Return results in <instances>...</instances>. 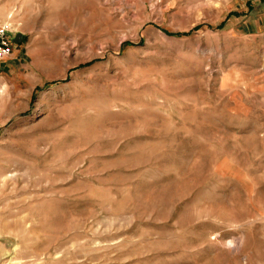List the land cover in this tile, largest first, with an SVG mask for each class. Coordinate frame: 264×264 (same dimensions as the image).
Masks as SVG:
<instances>
[{
  "label": "rangeland",
  "instance_id": "374dc122",
  "mask_svg": "<svg viewBox=\"0 0 264 264\" xmlns=\"http://www.w3.org/2000/svg\"><path fill=\"white\" fill-rule=\"evenodd\" d=\"M0 25V264H264V0H0Z\"/></svg>",
  "mask_w": 264,
  "mask_h": 264
},
{
  "label": "built area",
  "instance_id": "2783aa9c",
  "mask_svg": "<svg viewBox=\"0 0 264 264\" xmlns=\"http://www.w3.org/2000/svg\"><path fill=\"white\" fill-rule=\"evenodd\" d=\"M8 28L0 27V60H4L9 57L12 52L11 41L8 40Z\"/></svg>",
  "mask_w": 264,
  "mask_h": 264
},
{
  "label": "trees",
  "instance_id": "16d2710c",
  "mask_svg": "<svg viewBox=\"0 0 264 264\" xmlns=\"http://www.w3.org/2000/svg\"><path fill=\"white\" fill-rule=\"evenodd\" d=\"M225 24L226 23H223V24H221V25H218L217 27H215V28H223L224 26H225ZM199 28H195V30H193V31H190V32H188V33H181L180 35H187V34H191V33H193V32H195L196 30H198Z\"/></svg>",
  "mask_w": 264,
  "mask_h": 264
},
{
  "label": "crops",
  "instance_id": "0c3cea01",
  "mask_svg": "<svg viewBox=\"0 0 264 264\" xmlns=\"http://www.w3.org/2000/svg\"><path fill=\"white\" fill-rule=\"evenodd\" d=\"M2 25H0V27H1Z\"/></svg>",
  "mask_w": 264,
  "mask_h": 264
}]
</instances>
